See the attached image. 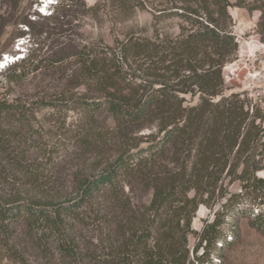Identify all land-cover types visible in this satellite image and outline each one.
<instances>
[{
	"label": "trees",
	"instance_id": "1",
	"mask_svg": "<svg viewBox=\"0 0 264 264\" xmlns=\"http://www.w3.org/2000/svg\"><path fill=\"white\" fill-rule=\"evenodd\" d=\"M73 1L58 0L50 15L38 14L43 22L37 23L68 16ZM108 2L126 17L146 1L100 0L104 6ZM167 2L174 8L172 15L189 26H182L178 35L154 39L130 34L116 39L119 52L110 48L100 58L79 55L74 79L90 83L100 98L77 101L81 121L76 137L86 149L100 148V175L78 176L71 199L7 197L0 190V253H7L5 235L10 223L18 221L30 226L39 246L47 235L55 238L59 257L50 264H212L231 243L232 237L221 230L224 223H234L226 220L229 213L236 216L231 209L238 208L245 195L264 204V176H259L264 172V108L238 92H224L223 67L240 48L229 12L233 3ZM234 5L259 11L255 32L264 40V0H237ZM21 21L27 29L18 37L28 34L32 43L23 58L5 68L19 71L9 81L37 71L42 61L36 36L47 31L37 33L35 21ZM12 53L11 47L0 44V59ZM136 59L152 67L146 77L127 70ZM34 107L19 96H0V184L12 169H24L31 183L44 179L33 175L40 168L27 162L26 151L9 142L13 129L28 124L25 117ZM99 111L112 126H98ZM225 179L228 184L239 182L240 191L224 188ZM99 193L101 222H66L79 218ZM144 195L149 198L142 203ZM200 205L220 207L197 230L192 222ZM261 217L257 212L252 224L264 231ZM91 225L100 229V250L79 237L78 230ZM191 237L196 240L192 254Z\"/></svg>",
	"mask_w": 264,
	"mask_h": 264
},
{
	"label": "rangeland",
	"instance_id": "2",
	"mask_svg": "<svg viewBox=\"0 0 264 264\" xmlns=\"http://www.w3.org/2000/svg\"><path fill=\"white\" fill-rule=\"evenodd\" d=\"M144 1L142 7L135 8L125 17L117 12L112 3L104 6L100 0H74L68 16L38 24L39 20L43 22L38 14L48 16L52 7L42 10L47 13L43 14L39 9L40 0H0V44L11 47L13 53L10 55L13 57L24 55L31 48L28 34L18 37L20 32L27 29L21 20L35 21L33 26L37 33L47 31L36 36L41 41V51L37 53L42 58L37 71L29 74L24 71L27 74L22 78L9 81L8 78H13L19 71L0 70V96H19L35 106L33 113L25 117L29 126L12 130L14 135L9 137L10 145L20 147L19 151H26L24 154L28 163L38 164L40 170L33 172L35 178L44 177L31 183L24 169H12L0 184L5 196L43 199L55 195L71 199L76 196L74 181L78 176L100 175V148L99 152L86 149L80 146L76 137L81 121L77 101L98 99L100 92L88 82L77 84L80 79H74L77 75L75 67L81 54L100 58V54L109 52L110 48L119 52L116 39H125L127 35L131 34L133 38H163L178 35L183 31L182 26L185 29L189 27L182 19L172 15L174 8L167 0ZM230 1L233 3L229 7L232 31L237 36L240 48L237 57L223 67L224 92H238L252 104L258 105L261 99L264 101V82L259 77H251V74L263 71L262 65L255 59L264 55V40L255 32L259 11L249 12L234 5L237 0ZM3 56L0 60H3ZM130 64L132 67H127V70L138 78L146 77L152 68L141 59L131 60ZM71 76L73 79H70ZM186 98L190 99V96L186 95ZM54 100H62L63 103L58 107L47 105ZM195 100L196 97L193 98ZM261 107L264 108V102ZM96 117L98 126L100 122L113 125L105 112L99 111ZM259 176L263 177L264 172H259ZM223 187L237 193L241 186L239 182L228 184V179H225ZM148 198L149 195H144L142 203ZM94 201L82 210L79 218L71 217L66 222H101L100 193ZM240 202L238 208L230 211L235 212L236 216L232 218L229 213L226 219L231 218L230 222L234 223L227 221L221 227L224 234L232 237L231 243L221 250L212 264H264V231L252 224L256 222L257 212L262 214L261 220L264 222V204L257 203L247 195ZM219 207L216 205L211 210L200 205L192 222L193 228L200 230L204 220L211 221ZM31 230L24 222L10 223L5 235L7 253H0V264H50L59 257L55 238L51 234L39 246L30 234ZM78 232L83 243L100 250V229L97 226L91 225ZM195 242V238L191 237V254Z\"/></svg>",
	"mask_w": 264,
	"mask_h": 264
},
{
	"label": "built area",
	"instance_id": "3",
	"mask_svg": "<svg viewBox=\"0 0 264 264\" xmlns=\"http://www.w3.org/2000/svg\"><path fill=\"white\" fill-rule=\"evenodd\" d=\"M255 59H257L259 63L262 65L263 71L254 72L253 74H251V77H259V79H261L264 82V55L260 56L259 58L256 57ZM1 62H3V60L0 61V70L5 69L10 64V62H7V61H6L7 64H1ZM263 102L264 101L261 99L258 105L261 106Z\"/></svg>",
	"mask_w": 264,
	"mask_h": 264
},
{
	"label": "bare ground",
	"instance_id": "4",
	"mask_svg": "<svg viewBox=\"0 0 264 264\" xmlns=\"http://www.w3.org/2000/svg\"><path fill=\"white\" fill-rule=\"evenodd\" d=\"M10 56V55H9Z\"/></svg>",
	"mask_w": 264,
	"mask_h": 264
}]
</instances>
